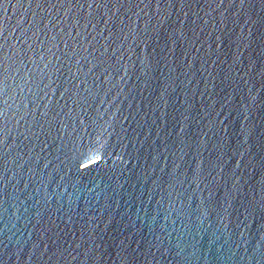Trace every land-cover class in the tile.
Returning <instances> with one entry per match:
<instances>
[{
  "label": "water",
  "instance_id": "95a60500",
  "mask_svg": "<svg viewBox=\"0 0 264 264\" xmlns=\"http://www.w3.org/2000/svg\"><path fill=\"white\" fill-rule=\"evenodd\" d=\"M0 264H264V0H0Z\"/></svg>",
  "mask_w": 264,
  "mask_h": 264
}]
</instances>
